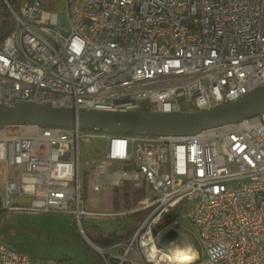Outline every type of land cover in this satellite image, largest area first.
I'll return each instance as SVG.
<instances>
[{"label": "built area", "instance_id": "2783aa9c", "mask_svg": "<svg viewBox=\"0 0 264 264\" xmlns=\"http://www.w3.org/2000/svg\"><path fill=\"white\" fill-rule=\"evenodd\" d=\"M4 2L15 27L0 41V103L169 113L264 84V0H61L58 10ZM0 167L2 209L67 212L82 234L83 215L146 211L103 246L85 237L104 264H264L259 116L190 135L8 125ZM123 185L139 195L132 206L88 211L92 194ZM180 211L198 236L179 226ZM170 229L175 238L162 244ZM0 264L74 263H40L0 243Z\"/></svg>", "mask_w": 264, "mask_h": 264}, {"label": "water", "instance_id": "95a60500", "mask_svg": "<svg viewBox=\"0 0 264 264\" xmlns=\"http://www.w3.org/2000/svg\"><path fill=\"white\" fill-rule=\"evenodd\" d=\"M261 114H264V84L211 108L169 113L28 102L0 103V128L8 125H33L62 129L78 127L109 134L190 135ZM178 207L170 217L175 216ZM152 233L155 235L156 230L153 229ZM175 236L176 231L170 229L159 241L168 245Z\"/></svg>", "mask_w": 264, "mask_h": 264}, {"label": "rangeland", "instance_id": "374dc122", "mask_svg": "<svg viewBox=\"0 0 264 264\" xmlns=\"http://www.w3.org/2000/svg\"><path fill=\"white\" fill-rule=\"evenodd\" d=\"M45 9H61V0H44ZM264 120V114L259 115ZM103 140L100 145H103ZM83 186L85 185L82 179ZM119 187V191L124 189ZM110 188L102 192L99 203L86 204L88 211L113 210L106 204ZM3 186L0 182V196ZM132 206V205H131ZM125 207H119L122 210ZM0 209L2 206L0 205ZM179 226L190 237L198 236L197 229L184 213L176 216ZM139 221L137 214H124L100 217L91 214L81 217L83 233L79 230L72 214L58 211H38L30 209H2L0 211V243L16 248L33 257L37 262L57 263L71 261L74 264H104L102 256L88 243L103 246L106 239H117L124 235L126 227L135 226ZM87 239H86V238ZM170 254V252H169Z\"/></svg>", "mask_w": 264, "mask_h": 264}, {"label": "trees", "instance_id": "16d2710c", "mask_svg": "<svg viewBox=\"0 0 264 264\" xmlns=\"http://www.w3.org/2000/svg\"><path fill=\"white\" fill-rule=\"evenodd\" d=\"M13 8H16L18 4L22 1H30V0H6ZM15 27V22L13 16L4 0H0V41L9 34ZM111 208L117 209L119 207H129L135 203V201L139 198L138 193L130 194L128 190L125 188L122 191H119L118 188L111 189ZM2 209H0L1 211ZM139 216V219L143 218L146 214V211L136 212ZM135 226L126 227L124 236L130 234ZM193 245L196 246V242L193 240ZM61 262V261H58Z\"/></svg>", "mask_w": 264, "mask_h": 264}, {"label": "crops", "instance_id": "0c3cea01", "mask_svg": "<svg viewBox=\"0 0 264 264\" xmlns=\"http://www.w3.org/2000/svg\"><path fill=\"white\" fill-rule=\"evenodd\" d=\"M3 179H4V173L2 171V168L0 167V182H1V184L3 182ZM102 192H103V190L100 193H98V194H92L94 197L97 198V200L95 201V203H99L100 202ZM110 196H111V193L108 195V197L106 199V201H107L106 204H109V206H111V197ZM108 240L109 239H106L103 243H106V241H108Z\"/></svg>", "mask_w": 264, "mask_h": 264}, {"label": "bare ground", "instance_id": "6f19581e", "mask_svg": "<svg viewBox=\"0 0 264 264\" xmlns=\"http://www.w3.org/2000/svg\"><path fill=\"white\" fill-rule=\"evenodd\" d=\"M190 258H192L191 253L189 252L181 253V257H180L181 260H190Z\"/></svg>", "mask_w": 264, "mask_h": 264}]
</instances>
